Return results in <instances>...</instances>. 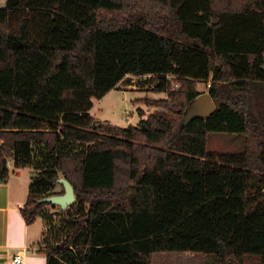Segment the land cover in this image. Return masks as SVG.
Returning a JSON list of instances; mask_svg holds the SVG:
<instances>
[{
	"label": "trees",
	"instance_id": "1",
	"mask_svg": "<svg viewBox=\"0 0 264 264\" xmlns=\"http://www.w3.org/2000/svg\"><path fill=\"white\" fill-rule=\"evenodd\" d=\"M128 75L155 79L161 110L99 126L94 101ZM202 81L217 109L183 127ZM209 133L245 135L246 151L211 154ZM0 140V183L10 163L35 172L20 210L42 220L48 264H264V0H6ZM62 177L65 211L44 202Z\"/></svg>",
	"mask_w": 264,
	"mask_h": 264
},
{
	"label": "rangeland",
	"instance_id": "2",
	"mask_svg": "<svg viewBox=\"0 0 264 264\" xmlns=\"http://www.w3.org/2000/svg\"><path fill=\"white\" fill-rule=\"evenodd\" d=\"M6 4V0H0V7ZM171 79H174L171 77ZM208 82H199L197 90L202 94L209 93ZM156 83L152 76L136 77L128 75L103 100H95L92 110L96 123L99 126H116L127 128L130 125H139L142 119H146L157 110L147 104V100L167 98L166 93L155 91ZM180 87V86H179ZM179 87H174L178 89ZM208 152L211 154L240 153L246 151L247 138L245 135L227 133H209ZM33 172V171H32ZM35 175V172H33ZM33 175V176H34ZM62 188L56 187L57 191ZM58 209V206H49ZM71 208V207H70ZM153 264H221L218 257L199 253H156ZM247 264H259L256 259H248Z\"/></svg>",
	"mask_w": 264,
	"mask_h": 264
},
{
	"label": "crops",
	"instance_id": "3",
	"mask_svg": "<svg viewBox=\"0 0 264 264\" xmlns=\"http://www.w3.org/2000/svg\"><path fill=\"white\" fill-rule=\"evenodd\" d=\"M10 168L9 180L0 183V264L11 262L22 250L26 252L25 264H48L37 245L43 233L42 220L28 225L20 210L28 200L33 170L14 169L11 163Z\"/></svg>",
	"mask_w": 264,
	"mask_h": 264
},
{
	"label": "water",
	"instance_id": "4",
	"mask_svg": "<svg viewBox=\"0 0 264 264\" xmlns=\"http://www.w3.org/2000/svg\"><path fill=\"white\" fill-rule=\"evenodd\" d=\"M217 109V105L212 96L202 94L196 100L192 101L184 112L183 127H185L189 121L194 117L207 118L212 115ZM0 140V146L2 145ZM58 184L64 187L65 193L61 195H54L44 199V202L51 203L54 206H58L61 211L69 209L77 202L74 186L64 177L58 180Z\"/></svg>",
	"mask_w": 264,
	"mask_h": 264
},
{
	"label": "built area",
	"instance_id": "5",
	"mask_svg": "<svg viewBox=\"0 0 264 264\" xmlns=\"http://www.w3.org/2000/svg\"><path fill=\"white\" fill-rule=\"evenodd\" d=\"M170 78V77H169ZM210 86V83L208 84ZM25 250L19 251L12 259L11 262L5 264H25Z\"/></svg>",
	"mask_w": 264,
	"mask_h": 264
}]
</instances>
